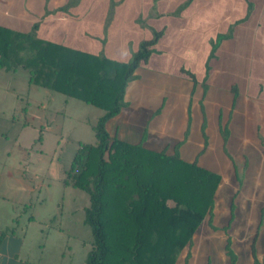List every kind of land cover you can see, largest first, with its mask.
Masks as SVG:
<instances>
[{
    "label": "crops",
    "instance_id": "1",
    "mask_svg": "<svg viewBox=\"0 0 264 264\" xmlns=\"http://www.w3.org/2000/svg\"><path fill=\"white\" fill-rule=\"evenodd\" d=\"M68 1L0 0V17L18 25L0 26L29 32L40 23L85 24L75 38L89 50L75 49L119 62L161 31L106 130L219 176L211 215L177 264H263L264 0ZM10 158L0 153V264H85L90 250L83 258L81 244L65 232L63 209L44 208L46 185ZM241 213L245 226L236 233L231 224Z\"/></svg>",
    "mask_w": 264,
    "mask_h": 264
},
{
    "label": "trees",
    "instance_id": "2",
    "mask_svg": "<svg viewBox=\"0 0 264 264\" xmlns=\"http://www.w3.org/2000/svg\"><path fill=\"white\" fill-rule=\"evenodd\" d=\"M160 35L154 31L129 61L119 62L39 38L36 26L29 32L0 26V69L22 68L29 84L103 112L93 127L95 143L79 145L66 173L71 187L88 196L85 264H177L213 209L217 174L106 130Z\"/></svg>",
    "mask_w": 264,
    "mask_h": 264
},
{
    "label": "rangeland",
    "instance_id": "3",
    "mask_svg": "<svg viewBox=\"0 0 264 264\" xmlns=\"http://www.w3.org/2000/svg\"><path fill=\"white\" fill-rule=\"evenodd\" d=\"M82 2V7H90L92 4V0ZM32 12L35 13L34 17L41 16L37 10ZM0 23L10 27L18 26L13 20L3 17H0ZM84 25L40 23L36 30L43 38L72 44L74 48L87 51L89 47L75 38L77 33L82 32ZM20 26L21 29L31 28ZM102 114L101 110L80 101L29 84L28 74L22 68L15 71L0 69V153L4 156L9 153L12 166L20 169L28 167L31 172L28 178L35 180L33 175H38L35 182L46 185L39 196L47 199L44 208L52 211L56 204L60 205L65 232L75 236L76 246L81 244L79 247L84 251L83 258L90 250L91 242L90 229L84 224L88 196L71 187L66 181V173L79 145L95 143L93 127ZM130 139L134 140V135ZM222 208L225 216L228 208ZM238 215V223L231 224L236 233L244 230L245 226L240 221V216L245 215ZM255 218L253 216V222ZM253 225L251 223L248 227L250 231ZM263 236L258 240V247L264 241Z\"/></svg>",
    "mask_w": 264,
    "mask_h": 264
}]
</instances>
